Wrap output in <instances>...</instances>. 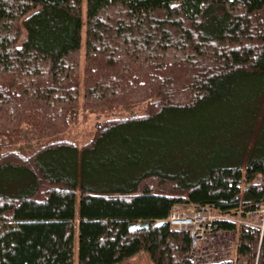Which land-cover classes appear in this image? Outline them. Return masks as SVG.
Masks as SVG:
<instances>
[{
	"label": "trees",
	"instance_id": "1",
	"mask_svg": "<svg viewBox=\"0 0 264 264\" xmlns=\"http://www.w3.org/2000/svg\"><path fill=\"white\" fill-rule=\"evenodd\" d=\"M263 204L264 0H0V264H195L157 222Z\"/></svg>",
	"mask_w": 264,
	"mask_h": 264
},
{
	"label": "built area",
	"instance_id": "2",
	"mask_svg": "<svg viewBox=\"0 0 264 264\" xmlns=\"http://www.w3.org/2000/svg\"><path fill=\"white\" fill-rule=\"evenodd\" d=\"M177 206L172 210V213L168 217V222L172 228L180 231H188L189 238L192 240L191 260L195 262V264H212L218 263L222 260H229L231 255L230 249L224 247L225 243L219 238V234L230 232L236 233V231L228 232L217 227V224L221 221H234L237 225V221L229 217L232 216V213H222L212 207L199 209L196 206L190 208L188 210L189 213H181ZM263 210L260 208L256 211L246 212L249 216L252 213L256 214L261 212L260 214L262 215L255 216L259 218L256 226L261 228L262 234H264ZM251 224L253 225V223ZM251 224H248V226H252Z\"/></svg>",
	"mask_w": 264,
	"mask_h": 264
},
{
	"label": "rangeland",
	"instance_id": "3",
	"mask_svg": "<svg viewBox=\"0 0 264 264\" xmlns=\"http://www.w3.org/2000/svg\"><path fill=\"white\" fill-rule=\"evenodd\" d=\"M84 58H85V52H84V47H82V49L80 50V61H81L83 66H84ZM177 94H179L178 97H177V100H179L181 93H177ZM80 113L81 114H80L79 123L77 125H74L71 128L68 136L70 138H73V139L79 141L82 144L84 141L87 140V138L90 135V133L92 132V129L94 128V126H96L102 120V118H100L101 120H99L92 114V115H89V118H88L89 120L86 123H84L83 120H82L83 119V111H81ZM11 185H13V183ZM177 207H179L178 209H179V211L181 213H184V212L189 213L188 210L190 208H193V206H191V205H183V206L179 205ZM263 209H264V205L262 207V210ZM263 212H264V210H263ZM260 213L261 212H258L256 214L252 213L249 216V215H247V213H246V215H244L243 211L240 210L237 213H232V216H229V217L232 218L233 220L237 221V226H238V229L240 230L242 226H247L248 225L246 223H249V224L253 223V225L251 224L252 226H255L256 224H258L259 218H257L255 215H262ZM259 224H261V223H259ZM239 230H238V233L230 232V233H221V234H219L220 235L219 238L222 239L224 241V243H225L224 247L227 248V249H230L231 255H230L229 259H231V258L235 259V257H236V247H237V244L239 243V238H238L239 237V232H240ZM236 239H237V241H236ZM74 262H75V264L77 262V251H75ZM127 264H149V263L147 262L145 257L141 256L140 258H136V259L130 261L129 263H127Z\"/></svg>",
	"mask_w": 264,
	"mask_h": 264
},
{
	"label": "water",
	"instance_id": "4",
	"mask_svg": "<svg viewBox=\"0 0 264 264\" xmlns=\"http://www.w3.org/2000/svg\"><path fill=\"white\" fill-rule=\"evenodd\" d=\"M157 226L168 225L167 221H161L156 223Z\"/></svg>",
	"mask_w": 264,
	"mask_h": 264
},
{
	"label": "bare ground",
	"instance_id": "5",
	"mask_svg": "<svg viewBox=\"0 0 264 264\" xmlns=\"http://www.w3.org/2000/svg\"><path fill=\"white\" fill-rule=\"evenodd\" d=\"M243 220V219H242ZM243 222V221H242ZM253 222V221H252ZM244 223V222H243ZM249 224V223H248ZM241 226V225H240ZM239 230V229H238ZM229 231V230H228ZM237 233H238V231H236ZM236 235V234H235ZM236 241H237V239H236ZM192 243V242H191ZM236 245V244H235ZM235 253V252H234ZM230 260V259H229ZM194 263V262H193Z\"/></svg>",
	"mask_w": 264,
	"mask_h": 264
}]
</instances>
